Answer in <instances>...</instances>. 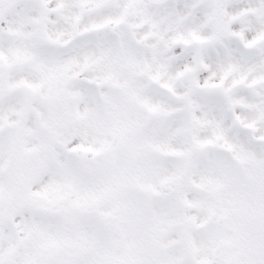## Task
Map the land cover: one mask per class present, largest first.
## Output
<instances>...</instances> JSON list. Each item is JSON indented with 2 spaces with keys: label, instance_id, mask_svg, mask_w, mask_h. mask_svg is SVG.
<instances>
[{
  "label": "snow or ice",
  "instance_id": "snow-or-ice-1",
  "mask_svg": "<svg viewBox=\"0 0 264 264\" xmlns=\"http://www.w3.org/2000/svg\"><path fill=\"white\" fill-rule=\"evenodd\" d=\"M0 264H264V0H0Z\"/></svg>",
  "mask_w": 264,
  "mask_h": 264
}]
</instances>
